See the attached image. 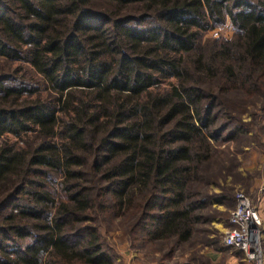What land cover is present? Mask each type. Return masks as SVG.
Masks as SVG:
<instances>
[{
    "label": "trees",
    "instance_id": "16d2710c",
    "mask_svg": "<svg viewBox=\"0 0 264 264\" xmlns=\"http://www.w3.org/2000/svg\"><path fill=\"white\" fill-rule=\"evenodd\" d=\"M226 20L229 41L199 43ZM0 59L51 96L0 75V264H113L98 218L157 253L212 219L213 156L249 134L240 108L264 112V0H0Z\"/></svg>",
    "mask_w": 264,
    "mask_h": 264
},
{
    "label": "rangeland",
    "instance_id": "374dc122",
    "mask_svg": "<svg viewBox=\"0 0 264 264\" xmlns=\"http://www.w3.org/2000/svg\"><path fill=\"white\" fill-rule=\"evenodd\" d=\"M131 15L133 18H136L135 14L132 13ZM233 35L234 31L231 27V24L229 20H226L221 26L213 27L201 32L198 41L200 44H205L207 41L211 40L229 41ZM0 75H5L9 78H12V81L15 83L21 82L25 85L32 86V88H36V91L30 96H23V100H37L40 103H45V101L50 100L51 96L49 90L46 89V87L43 85L40 75L34 72L33 68L28 62L4 61L0 59ZM175 83V79L172 77L160 78L158 79L155 88H153L151 92L153 94L162 95L169 90L171 85H174ZM258 105L256 109L246 105L244 108H240L244 109L242 110L241 118L242 121L247 124L249 134L246 138H244L245 141L239 147V150H236V148L230 144L226 146L220 145L218 147L220 149L214 154V159L217 157L218 159L217 162L212 165L213 169H215L217 172L220 171L222 175L220 176L219 174L215 178V180H217L218 187H213L212 185L209 186L208 191L210 193L220 195V197L232 196L234 202L235 193L240 191L239 189H235V186L239 178L238 170L241 168L244 159L249 155L250 152L264 153V112H261V110L258 108ZM58 116L62 118L60 114ZM65 119L66 118H64L63 121H65ZM54 131L56 132V136L53 138L52 143L56 142L59 144L61 141H63L61 140L64 133L63 125L61 123L58 124V126L54 128ZM26 141L28 142L29 146H34V143H36V141L33 140V137L30 135L21 140L14 138L12 135H8L7 137L8 147L15 151H27L29 146L27 147V145H25ZM1 142L2 141L0 140V145ZM57 178L58 177H56V181ZM55 196L57 197V193L53 188V197L55 198ZM214 204H212V206ZM232 209L230 211H232ZM208 215L212 217V219L207 225L199 227L198 233H196L190 243L178 246L173 244L166 245L165 243L159 252L157 262L171 264V260L173 258H177L181 252L193 248L198 241L204 242L208 233L209 235L214 234L215 231L212 224L222 223L223 226H226L228 223L229 215L224 217V213L218 211L217 208L212 207L208 212ZM225 220H227V223ZM91 226L95 227L99 232L100 242L103 244L102 246L105 248V251H107V253L111 256L113 264H118L119 258H128L131 251L152 254L155 252H152L147 248H160L159 245L156 246L154 243L147 244L143 241L141 242L138 235L139 230L134 231L132 224L127 220L119 222L118 219L113 220L109 218V220L106 219L103 221V219L98 218ZM144 247L146 249H144Z\"/></svg>",
    "mask_w": 264,
    "mask_h": 264
},
{
    "label": "crops",
    "instance_id": "0c3cea01",
    "mask_svg": "<svg viewBox=\"0 0 264 264\" xmlns=\"http://www.w3.org/2000/svg\"><path fill=\"white\" fill-rule=\"evenodd\" d=\"M238 177L235 189L242 191L252 203L253 212L261 230L262 248H264V153L250 152L238 170ZM233 204L232 196L220 197L219 195L213 207L227 217ZM225 222L227 223V220ZM212 226L214 234L208 233L204 242H196L193 248L173 258L171 264H252L245 260L240 251L223 246L222 237L229 229L228 223L226 226L222 223H214ZM158 257L159 253L156 252L145 254L131 251L128 258H119L118 264H163L157 262Z\"/></svg>",
    "mask_w": 264,
    "mask_h": 264
},
{
    "label": "built area",
    "instance_id": "2783aa9c",
    "mask_svg": "<svg viewBox=\"0 0 264 264\" xmlns=\"http://www.w3.org/2000/svg\"><path fill=\"white\" fill-rule=\"evenodd\" d=\"M228 225L229 229L222 237L223 246L240 251L252 264H264L261 230L250 199L241 191L235 193Z\"/></svg>",
    "mask_w": 264,
    "mask_h": 264
}]
</instances>
